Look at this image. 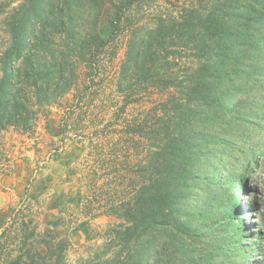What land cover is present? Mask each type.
<instances>
[{"label": "trees", "instance_id": "obj_1", "mask_svg": "<svg viewBox=\"0 0 264 264\" xmlns=\"http://www.w3.org/2000/svg\"><path fill=\"white\" fill-rule=\"evenodd\" d=\"M84 4L22 0L4 18L11 43L0 58V129L29 123L23 82L48 100L64 78L67 55L84 50L77 29ZM55 28L60 50L47 37ZM127 79H135L131 93L137 85L177 94L128 128L151 141L139 187L108 206L120 222L78 264H252L255 244L245 245L253 238L244 219L255 205L243 211L241 197L264 150V0H200L179 16H160L129 39L121 91ZM87 223L75 230L91 239ZM70 245L52 230H27L14 264H66Z\"/></svg>", "mask_w": 264, "mask_h": 264}, {"label": "rangeland", "instance_id": "obj_2", "mask_svg": "<svg viewBox=\"0 0 264 264\" xmlns=\"http://www.w3.org/2000/svg\"><path fill=\"white\" fill-rule=\"evenodd\" d=\"M21 1L0 0V58L11 43V34L5 30L2 21ZM84 3L86 9L79 16L77 27L86 39L84 50L77 49V54L71 52L67 55L69 66L64 78L58 87L51 90L48 100L39 101L35 88L23 82L21 95L31 109L29 123L24 127L7 126L0 129L1 132L13 127L21 131L27 139H33L32 147H36L42 141L40 132L47 128L48 120L54 114L63 129L62 138L52 145L54 151L63 153L69 148H66L67 143L86 142L84 148H92V166L103 155H97L98 144L91 142L103 139L107 144L112 142V148H107V155L101 158L105 159L101 166L103 176L94 180L97 178V171L91 170L89 176L84 178L85 183L81 185L83 191L92 196V203L83 211L84 216L90 217L84 220L88 222L92 238H86L82 231L73 232L70 212L63 206L61 228L52 229L57 237H68L71 242L66 254V264H78L103 243L104 230L120 222L119 218L109 214L108 206L129 199L139 187L142 178L140 163L145 164L152 148L151 141L128 132V128L136 126L146 114L157 109L173 93L177 94L173 88L164 91L156 88L146 90L137 85L133 86L131 93L127 87L135 79H127L122 91L118 88L129 39L134 34L154 28L160 16H179L185 8L200 4V0H84ZM51 30L53 32L47 35L54 42L51 46L60 50L63 48L60 31L56 28ZM96 35L101 39H97ZM19 64L20 61L17 62ZM260 135L257 130L254 131V141ZM2 143L0 140V145ZM14 146L17 152L10 146L8 150L2 151L3 156L0 155V218L3 220L0 231L7 229L6 238L0 247V252L4 254L0 264H14L17 252L12 251L15 247H10V244L17 239L16 230L21 229L26 213L33 212L34 218L42 221L41 223H44L45 215L47 216L45 211H30L33 201V197L30 199L31 183L22 186L21 182L11 178L18 160L22 158L21 154L32 149L18 140ZM255 162L248 177L247 192L241 197V204L245 212L255 205V211L248 213L244 219L247 234L253 238L251 242H245V245L255 244V249L251 250L248 258L252 264H264V150L258 153ZM6 175L10 177L3 181L2 177ZM247 194L251 199L247 198ZM7 196L11 199L7 198L5 203ZM46 230L51 229L43 224L40 232ZM40 249L43 250V247ZM245 250L249 251L248 248Z\"/></svg>", "mask_w": 264, "mask_h": 264}, {"label": "crops", "instance_id": "obj_3", "mask_svg": "<svg viewBox=\"0 0 264 264\" xmlns=\"http://www.w3.org/2000/svg\"><path fill=\"white\" fill-rule=\"evenodd\" d=\"M21 133V131L15 130L13 127L1 130L0 140L3 143L0 145V155L3 156L2 151L8 150L10 146L16 151L14 143L17 140L26 146L28 144L32 148L27 149L25 153L21 154L22 158L18 160L14 171H12L11 178L21 182L22 186H27V184L31 183L30 199L33 197V201L30 211H45L47 212V216L45 215L44 223H41L42 221L40 222L34 218L35 214L33 212L30 214L26 213L21 224V229L17 228L16 230L17 239L15 238L13 243L10 244V247H15L12 251L17 252V254L19 252L17 249H19L18 247L27 230L34 229L36 232L41 233L40 229L43 224L51 230L61 228V206L65 207L67 212H70V224L73 232L80 231L75 229L79 226V223L90 218L89 216H84L83 211L92 203V196H88V192H84L81 185L85 183L84 178L89 176L91 170L95 169V172L97 171V178L94 180L103 176L101 173L104 170H102L101 166L105 159L101 158L107 155V148H112L113 146L112 142L107 144V141L104 139L99 142L93 140L91 143L98 144L99 147V154L97 152V155L99 157L103 155L100 160L95 161L96 165L93 166L91 165L92 160L90 156L93 153L92 148L88 145H86L88 147L84 148L86 142L67 143L66 148H69L63 153L61 151H54L52 145L56 144L57 140L63 136V129L60 127L59 120L54 114L49 118L47 128H44L40 132L42 141L36 147H32L33 139H27L25 134ZM36 164L39 165L34 168ZM7 177L10 176H3V181ZM61 179L63 182H61ZM7 198L8 200L11 199L9 196L5 197V203L7 202ZM5 238V235L0 234L1 242Z\"/></svg>", "mask_w": 264, "mask_h": 264}]
</instances>
